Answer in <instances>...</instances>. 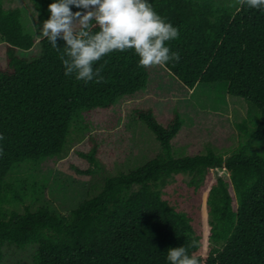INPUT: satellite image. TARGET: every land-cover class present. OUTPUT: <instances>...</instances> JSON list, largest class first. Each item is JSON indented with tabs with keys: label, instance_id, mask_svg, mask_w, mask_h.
Wrapping results in <instances>:
<instances>
[{
	"label": "trees",
	"instance_id": "16d2710c",
	"mask_svg": "<svg viewBox=\"0 0 264 264\" xmlns=\"http://www.w3.org/2000/svg\"><path fill=\"white\" fill-rule=\"evenodd\" d=\"M30 1L36 20L44 23L56 0ZM148 2L180 30L166 44L179 53V62L160 66L164 72L187 90L225 82L227 94L257 109L254 130L243 132L230 152L207 147L203 154L176 158L170 142L182 126L179 115L162 126L150 108L134 109L159 143L156 156L135 170L104 176L101 186L91 184L87 197L66 215L46 206L16 210L28 197L34 202L35 188L32 183L20 191L7 180L11 172L62 155L80 111L107 110L117 98L134 96L146 87L149 72L133 50L117 51L94 65L103 64V83L78 81L64 75L59 57L65 42L57 40L58 52L43 36L37 55L21 57L17 51L31 49L35 39L23 29L21 10L0 0V134L5 137L0 141V261L4 247H29L32 264H169V249L184 246L200 264H264V160L249 153L264 143V10L241 7L236 0ZM72 11L85 10L73 6ZM244 125L238 128L244 131ZM88 142V152L78 154L97 165L96 139ZM222 168L225 175L215 176ZM178 174L190 177L209 206L203 236L195 234L188 213L163 198Z\"/></svg>",
	"mask_w": 264,
	"mask_h": 264
},
{
	"label": "rangeland",
	"instance_id": "374dc122",
	"mask_svg": "<svg viewBox=\"0 0 264 264\" xmlns=\"http://www.w3.org/2000/svg\"><path fill=\"white\" fill-rule=\"evenodd\" d=\"M4 7H17L22 12L21 23L35 43L29 50H18L21 57L30 58L39 53V38L43 23L36 20V13L30 0H2ZM0 65L4 66V47L0 40ZM148 82L144 89L132 97H119L107 110L80 111L71 123L65 150L57 157H47L31 164L17 166L7 180L13 181L20 191L35 188L32 197L14 208L23 210L46 206L53 213L66 215L87 197L91 184L101 186L103 177L119 171L135 170L160 151L158 141L146 126L137 119L134 109L150 108L158 123L166 125L175 113L182 120V126L171 140L174 157L203 154L206 148L215 152H230L237 146L241 134L252 133L257 120V109L243 98L226 92V83L198 84L193 90L183 88L169 76L162 67L148 68ZM78 118V119H77ZM244 123L241 131L238 124ZM89 137L96 139L95 157L97 165L79 155L87 153ZM250 154L264 160V143L253 145ZM97 170L95 175L81 174L77 170ZM215 176L225 175L222 168ZM190 177L174 175L163 189V198L177 210L188 213L196 235L203 236L211 219L209 206L199 192L190 184ZM206 249L204 243H200ZM210 246L215 245L210 243ZM33 248L18 250L3 248L0 264H32Z\"/></svg>",
	"mask_w": 264,
	"mask_h": 264
},
{
	"label": "clouds",
	"instance_id": "9594fccd",
	"mask_svg": "<svg viewBox=\"0 0 264 264\" xmlns=\"http://www.w3.org/2000/svg\"><path fill=\"white\" fill-rule=\"evenodd\" d=\"M236 2L241 7L246 4L264 10V0ZM73 6L85 11L73 12ZM48 11L50 17L40 32L58 52L61 48L57 40L65 42L59 57L65 76L84 83H103V64L96 68L94 65L117 51L133 50L144 68L179 62V53L172 52L166 44L177 39L180 30L160 16L148 0H56L49 4ZM4 139L0 134V141ZM167 259L169 264H200L184 246L169 249Z\"/></svg>",
	"mask_w": 264,
	"mask_h": 264
}]
</instances>
